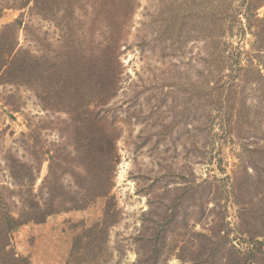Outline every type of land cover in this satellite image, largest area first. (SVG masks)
Masks as SVG:
<instances>
[{"label": "rangeland", "instance_id": "1", "mask_svg": "<svg viewBox=\"0 0 264 264\" xmlns=\"http://www.w3.org/2000/svg\"><path fill=\"white\" fill-rule=\"evenodd\" d=\"M71 1L68 12L64 15L59 8L53 19L35 16L29 8L5 9L0 30L22 14L17 48L41 56L29 42L39 37L40 47L50 44L49 57L63 62L75 58L72 72L82 65L86 69L94 56L102 57L110 42L109 26L121 28L113 47L117 64L109 62L119 84L106 104L96 105L97 114L113 131L114 148L93 158L80 153L85 131L79 129V135L67 121L71 92L66 84L57 87L43 80L34 89L20 79L1 84L0 187L8 189L15 202L20 189L33 188L40 204L46 205L61 190L67 199L90 197L97 185H103L108 194L83 209L57 212L40 224L19 227L11 233L12 250L28 264H137L144 259L147 264L225 263L210 244L206 250L202 246L220 236L227 245L246 249L237 240L239 207L227 185H232L238 165L239 144L245 142L237 136H252L249 133H257L254 127L263 128L264 122L252 125L247 111L257 98L251 84L244 89L246 108L231 97V114H210L213 120L205 123L207 129L204 114L221 104L224 108V102L215 101L213 88L223 101L229 91L242 87L232 59L237 57L245 66L253 58L251 32H241L245 20L240 16V23L226 22L221 42L227 44L216 49L204 37L217 33L211 11H216L218 0H131V14L123 21L120 16L111 18L118 10L102 11L97 0ZM243 1L230 0L233 7ZM114 5L118 7L117 0ZM263 11L264 7L258 10L259 17ZM101 72V62L94 61L92 73ZM83 92L77 98L75 127L82 123L81 109L90 102ZM248 174L252 182L254 172L249 169ZM200 185L218 189L208 192ZM49 188L55 190L50 194ZM258 241L262 252L255 258L264 264V238ZM196 244H201L198 251Z\"/></svg>", "mask_w": 264, "mask_h": 264}, {"label": "trees", "instance_id": "2", "mask_svg": "<svg viewBox=\"0 0 264 264\" xmlns=\"http://www.w3.org/2000/svg\"><path fill=\"white\" fill-rule=\"evenodd\" d=\"M115 1L116 0H97V3L102 11L118 10L116 14L109 13L112 15V19L116 16H120L122 17V21L127 20V17L131 14V0H117L118 7H115ZM6 2L7 1H0V15L5 9L20 11L29 8L31 13L35 12V16H41L45 19H53L59 8H62V11H64L63 14L65 15V12L69 10L68 8L73 6L71 0H13L12 2ZM110 5H113L114 8H111ZM92 6L95 7L94 5ZM263 7L264 0H244L238 7H233L230 0H218L215 4L216 11H214V13L211 11V15L215 16L217 33L216 35L212 34L211 37H204L205 41L209 38L208 41H213L212 44L216 49L217 46H225L227 43L225 41L221 42L223 37L221 34L225 30L226 22H228V24L235 21L240 23L238 18L242 16L246 23L244 27L239 25L242 28L241 32H251L253 58H249L250 60L245 66H240L238 64L236 60L237 57L232 59L233 65L235 64L236 68H238L237 71L239 72L242 87H240L239 91L237 88L233 91H229L223 101H221L220 96H218L219 93L213 88L212 91H214L215 96H217L215 97V101L220 102V104L224 102V108L223 104H221V108H218L216 111L208 109L205 112V129H207L205 123L212 124V117L209 120L210 114L215 113L218 117L221 116V111H223L224 114L226 113L227 117L231 114L229 110L235 106L233 103L234 98L231 97H237L238 102L246 108L244 89L250 84L253 94H257V98H253L255 104L253 103L251 108H247L253 120L252 125L255 124L257 120L259 121L256 123H260L261 121L264 122V71H262L264 70V11L261 17L258 15V10ZM22 17L23 15L21 14L13 23L5 25L0 30V85L14 84L17 79H20L22 84L26 83L29 87L33 86V89L35 85L40 86L43 80L50 84H55L57 87L66 84L67 90L71 92L69 94L70 99L67 100V102H69L68 107L65 111L67 121L70 122V127L76 130L77 133L79 129H84L85 131L84 135L78 133L80 135V141H82V143L84 142L83 145H81L80 153L84 154V156L93 158L94 155L100 152L102 153L107 150L111 151L115 143L113 131H111L109 125L97 114L96 105L102 106L106 104V102L114 96L115 88L119 84V79H116V76L113 79V74L111 70H109V62H111V64L113 62L117 64L114 58L113 47L116 42L115 36L119 34L118 32L121 28L117 30L118 27L109 26L107 28V35L109 36L108 41L110 42H108L101 51L100 54H103L102 57L96 58L94 56L93 59L88 60V67L86 69L83 68L82 65L77 70H72L71 72V69H73L71 60L75 58H70L63 62L61 60L57 61L56 56H54L56 58L49 57V53L47 54L46 51L49 49L50 44L44 43L40 47V43L43 42H40L41 39L39 37L33 38L32 40L30 39L29 42L34 43L35 46L41 50L43 55L36 57L28 49L17 48V31L23 23ZM112 24L113 23H111V25ZM42 40L44 41V39ZM218 52L223 56V49L220 48ZM254 58L257 66H254ZM94 61L101 62V75H94L92 73ZM40 63L45 64V69L41 68ZM215 68H217V66H215ZM55 76H58L57 79ZM96 88L100 91L94 93ZM39 90L42 91V89L38 88L36 92L39 93ZM86 90H89L88 93L85 92ZM80 92H83L90 102L87 103L84 109H81L79 115L82 123H79V126L75 127V116L78 114L79 107L77 106V98H79ZM238 113H240L243 118L245 117L239 109ZM247 118L246 116V119ZM254 130H256L257 133H249V135L252 136L248 138H245L246 136H237L239 141L245 142L239 144L241 147L239 151L241 152L238 157L236 156V158L239 159L238 165L234 166L233 177L231 178L232 185H227L228 189H231L232 194H234L232 198L237 201L236 204L239 207L238 214L240 222L238 223L237 232H239L238 234L240 237L237 240L245 244L246 249H240L236 246V243L227 245V240L220 236H217L216 242L208 240L205 241L202 246V249L206 250L207 244H210L213 251L220 253L221 258L219 260H222V258L225 260V263L221 261V264H259L256 261L255 255H257L258 252H262V242L258 241V238H264V127L260 129L254 127ZM49 160H51L49 172L52 173L56 157L53 155ZM249 169L251 172H254V180L252 182L249 181L251 177V175L248 174ZM238 170L241 175L243 174L244 177L246 176V179L243 180ZM221 186L225 187V185H220V188ZM200 187H203V189L208 192H211L213 187L218 189L216 185H200ZM49 189L51 190L49 192L50 194L55 190V188ZM7 190L8 189L0 187V264H28L27 260L15 253L10 246L11 233L14 230L30 222L40 224L44 222L48 216L57 212L83 209L89 205L94 198H103L108 194V188L103 185H97L95 195H90V197L81 196L77 198L71 196L69 197L70 199H67L61 190V194L57 195L51 203L46 205L40 204L37 200L38 195L33 192V188H29L28 191H26L27 194L20 189L17 194L18 202H15L14 199L11 201L10 195H7ZM250 194H252V197H247ZM254 201L255 203H253ZM105 217L108 216L105 215ZM152 228L154 229V227ZM242 230L246 231L242 232ZM195 246V251H198L201 244H196ZM214 246H216L217 249H215ZM227 246L229 247V254L224 255L223 251ZM141 254L143 255L144 252ZM142 263L147 264L145 259L137 261V264Z\"/></svg>", "mask_w": 264, "mask_h": 264}]
</instances>
